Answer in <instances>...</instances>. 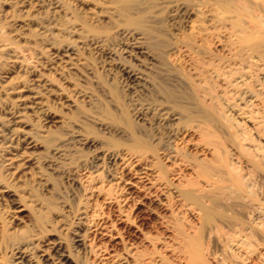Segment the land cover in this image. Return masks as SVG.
<instances>
[{"label":"rangeland","instance_id":"374dc122","mask_svg":"<svg viewBox=\"0 0 264 264\" xmlns=\"http://www.w3.org/2000/svg\"><path fill=\"white\" fill-rule=\"evenodd\" d=\"M167 1L193 13L176 31L170 9L153 0H132L130 17L116 0H0V104L35 78L46 82L47 115L25 116L34 154L58 170H44L45 181L33 165L8 169L11 155L0 150V187L9 190L0 192V264H11L12 243L29 239L42 248L58 241L69 256L45 264H193L182 246L199 228L205 264H264V0ZM127 31L151 59L123 52L134 37ZM119 63L146 87L129 89ZM245 88L255 93L249 102ZM138 110L178 118L154 138L136 122ZM137 130L149 148L135 146ZM69 131L120 158L103 161L73 139L64 155L51 153ZM203 164L210 187L198 173ZM188 185L215 208L206 225L182 194ZM238 232L247 254L229 246Z\"/></svg>","mask_w":264,"mask_h":264},{"label":"bare ground","instance_id":"6f19581e","mask_svg":"<svg viewBox=\"0 0 264 264\" xmlns=\"http://www.w3.org/2000/svg\"><path fill=\"white\" fill-rule=\"evenodd\" d=\"M153 1L157 2L158 5H162V6L166 5L170 9L168 12V17H169L168 19L170 22L171 31H176L180 26L187 25L188 22L190 21V18H191L193 13L191 10L185 8L183 5L173 4L172 2H168L167 0H153ZM116 3H117V5L120 6L119 9H120L121 13H123L124 15H126L128 17L131 16L130 10L132 11V5H131L132 0H116ZM168 3H170V4H168ZM50 4H51L52 8L59 7V5L57 4L56 1H51ZM136 18H138V16ZM131 19H132V17H131ZM126 33H130V32L127 31ZM130 35L131 36L133 35L134 37H131L130 41L127 40L128 42L125 44V47L123 48V52L129 56L135 57L136 55H138V56L140 55V56H143V58L146 57V58L151 59L152 57L147 52V50L144 49V47H143V45H141L140 41H138L137 36L134 35L133 32H131L129 34V36ZM244 40H245V42L249 43V42L253 41V38L246 36ZM107 65H108V63H107ZM116 67L118 68V70L120 69L121 72L119 71V73L120 74L122 73L123 77L126 79L125 81H127L126 83H127V86L129 89H131L135 92L137 90L144 89L146 87L147 80L135 68H133L127 64H120L119 66L117 65ZM123 77H122V79H123ZM236 82H237V80H236ZM124 84H125V82H124ZM238 85H240V84H238ZM246 90L247 89L245 88V91H243L242 94H243V97H245V98L247 97V101L249 102L255 98V97L253 98V96H255L253 94H255V93L251 92L250 90L249 91H246ZM43 91H45V92L48 91L46 82L41 78H35L33 83L31 82V84L24 85V86H22V88H20L18 90H15V89L12 90V92L10 94L15 95V97L12 99L13 101L11 102L10 105L8 104L6 107H4V106H1V104H0V150L3 153L5 152V153L11 155L10 157H5L3 159L4 160L3 164L6 165L8 169L14 168L13 166H16L17 168H21L20 164H22V166L26 165V164L27 165H33L35 170H36V175H38V177L40 179L45 176V173L43 171L44 170L47 171V168H51L52 170H57L56 162L53 160V158L51 159L50 156H49V158L47 156H46V158H40L34 154L33 150L36 149V147L38 146V142H37L36 138L34 137V134L32 133V131L30 129V124L26 120L25 115L27 114L28 110L33 112V114L35 115L34 117H36V119L37 118L41 119V117H44L45 115H47L46 114L47 110L45 109V104L43 103V100H42V95L44 94ZM128 91H130V90H128ZM240 101H242V100H240ZM238 105L240 106L239 103H238ZM239 106H236L235 110H236V112H238L237 113L238 115L243 116L242 112L243 111L245 112V110L242 111L241 110L242 107L241 106L239 107ZM177 118H178V115H176L175 113L174 114H168V113L162 112L159 114L156 113V115L151 114V116H149L148 114H146L145 112H143L141 110H138L136 113V119H137L136 122H138L139 125L143 129L148 130V128H149L150 131L149 130L148 131L150 132L151 137H154V138L157 136L159 138H161V136L164 135V134H162L161 127L170 126L172 123H174L177 120ZM229 123H231V122H229ZM229 123H228V127H230L229 125H231ZM231 127H232V125H231ZM235 128H237V127L235 126ZM236 131H241V130L237 128ZM236 131H235V133H236ZM120 132L124 133L122 131H120ZM137 133H136V135L132 133V135H134L133 138H134L135 146L137 148H140V149L141 148L146 149V147L149 148V146L147 144L149 142L148 139H150V137L147 139V136L145 135L146 132L143 133V131L137 130ZM235 133H234V135L236 137L237 135ZM166 134H167L166 135L167 140L171 139V141L173 142L174 139L176 138V134H178V131L173 130V128H172V129L168 130ZM69 139H73L80 146L85 147V148H90V147L96 148V145H97L96 144L97 142H94L92 139H90L88 137H83L75 131H69L68 134L66 133V137H64V138L62 137L61 139H59L58 144H54L53 146H51L49 151L55 155L57 154L58 157L64 155L65 152L63 150L64 149L63 145ZM98 147L99 148H96V149H97L99 156L100 155L102 156V157L100 156L102 158V160H103V158H105L106 162L113 163L117 158H120L118 153L111 152L109 150L108 151L102 150L100 148V146H98ZM262 153H260L259 155H262ZM134 155H133V157L132 156L131 157L136 162H140L144 158L142 156H136V155L134 156ZM52 157H53V155H52ZM57 159H59V158H57ZM57 164H58V162H57ZM222 164H223V162H222ZM44 166H45V169H44ZM58 167H60V166H58ZM209 168L207 166H205L204 164L200 165L198 167V170H199L198 173H199V176H201V178L206 179V180H204L205 185L210 187L211 182L213 180L211 179L212 172L210 174V171L212 169L209 170ZM46 177H48V175L45 176V178ZM49 178H51V177H49ZM47 180L48 179L46 178L45 181H47ZM208 180H210L211 182ZM239 180H240V178H239ZM233 182L238 183L239 182L238 177L235 176ZM231 185H233V184H231ZM188 186L189 187L184 188L182 194L186 198L185 200H187L188 202L192 201V203L197 205L196 210H193V211L194 212L197 211L196 217H199V220H201V222H202L201 226L204 224L206 225L207 223H209L213 220L215 208L213 209L211 207V205L209 206V205L205 204L203 201H201L203 198H201V200H200V198H199L200 196L197 193H195L194 190H192L193 188L191 189L190 185H188ZM0 192L2 194L3 192H9V190L6 187L2 186V187H0ZM184 197H182V198H184ZM213 207H215V206H213ZM21 210L22 209H20L19 211H21ZM217 210L219 211V209H217ZM201 230L202 229L199 228L198 230L194 231L193 235L185 236L184 240H183V246H182L183 252L181 254H184V257L193 264H205L203 261V257H202V231ZM235 235H236V238L232 239L233 242H231V244L229 246H231L234 250H236L237 252H239L241 254H247L246 253V250H247L246 245H247L248 240L246 241L245 234L242 232H240V233L238 232V234H235ZM29 240H31V239H29ZM29 240H22V241L12 243V245L10 246V252H11L10 256L12 257V260L9 263H11V264H45L49 260L53 261V259L55 260L56 258L57 259L58 258L68 259V257H69L68 254L62 253V251L64 252V250H62L60 252L61 249H60V244L58 241L54 240V242H52V243H47L46 247L44 246L42 248L38 245H34V243H31V241H29ZM77 241H81V240L78 238ZM35 244H37V243H35Z\"/></svg>","mask_w":264,"mask_h":264}]
</instances>
